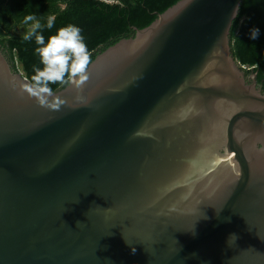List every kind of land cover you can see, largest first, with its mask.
I'll return each mask as SVG.
<instances>
[{"label":"water","instance_id":"95a60500","mask_svg":"<svg viewBox=\"0 0 264 264\" xmlns=\"http://www.w3.org/2000/svg\"><path fill=\"white\" fill-rule=\"evenodd\" d=\"M242 2L178 1L43 102L0 50V264H264Z\"/></svg>","mask_w":264,"mask_h":264},{"label":"trees","instance_id":"16d2710c","mask_svg":"<svg viewBox=\"0 0 264 264\" xmlns=\"http://www.w3.org/2000/svg\"><path fill=\"white\" fill-rule=\"evenodd\" d=\"M109 4L101 0H0V50L13 70H21L32 82L34 70L42 68L39 56L35 53L34 39L24 41L15 28L24 24L26 15H35L42 24L49 16H55L54 27L44 28L45 41L57 29L74 24L81 29V35L90 53V63L97 55L122 39L134 36L133 27L143 29L149 26L158 14L180 0H114ZM63 5V8H60ZM252 27L260 29L259 38L248 36ZM231 50L236 63L245 68V74H256L257 86L264 93V0H243L240 12L231 29ZM89 63V64H90ZM64 83L51 84L52 93L62 89Z\"/></svg>","mask_w":264,"mask_h":264},{"label":"clouds","instance_id":"9594fccd","mask_svg":"<svg viewBox=\"0 0 264 264\" xmlns=\"http://www.w3.org/2000/svg\"><path fill=\"white\" fill-rule=\"evenodd\" d=\"M32 22L28 30L23 34L24 41H32L38 47L35 53L40 58L42 68L34 70L32 84L28 86V91L34 92L41 97L42 102L52 96L51 84L64 83L66 75L76 84H82L88 79L87 69L90 63V53L81 35V29L74 25L68 24L57 29L54 35L48 37L47 42L43 35V29L51 30L54 27L55 16H49L46 24H42L40 20L33 14L26 15L23 23ZM260 29L252 27L248 36L251 40L259 38ZM83 224L77 221V225ZM236 236L233 234L229 239ZM228 239V240H229ZM134 253L135 248H131Z\"/></svg>","mask_w":264,"mask_h":264},{"label":"rangeland","instance_id":"374dc122","mask_svg":"<svg viewBox=\"0 0 264 264\" xmlns=\"http://www.w3.org/2000/svg\"><path fill=\"white\" fill-rule=\"evenodd\" d=\"M101 1L109 3V4H115L116 3V1H114V0H101ZM60 8H63V5H60ZM0 24H1V21H0ZM30 25L26 26V27H24V26L19 27L15 33H17V34L25 33L28 30V28L30 27Z\"/></svg>","mask_w":264,"mask_h":264},{"label":"crops","instance_id":"0c3cea01","mask_svg":"<svg viewBox=\"0 0 264 264\" xmlns=\"http://www.w3.org/2000/svg\"><path fill=\"white\" fill-rule=\"evenodd\" d=\"M0 21H1V24H0V30L4 31V30L2 29V19H1V17H0ZM17 30H18V27L14 29V32H16Z\"/></svg>","mask_w":264,"mask_h":264},{"label":"flooded vegetation","instance_id":"af4514ba","mask_svg":"<svg viewBox=\"0 0 264 264\" xmlns=\"http://www.w3.org/2000/svg\"><path fill=\"white\" fill-rule=\"evenodd\" d=\"M247 77H248V76H247ZM247 82H248V83H251L250 80H249V78H247ZM257 87H258V86H257Z\"/></svg>","mask_w":264,"mask_h":264}]
</instances>
